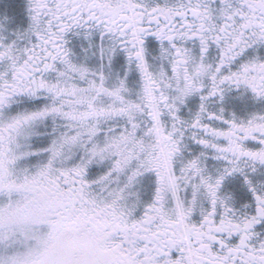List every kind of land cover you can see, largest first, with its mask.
<instances>
[{"label":"snow or ice","instance_id":"obj_1","mask_svg":"<svg viewBox=\"0 0 264 264\" xmlns=\"http://www.w3.org/2000/svg\"><path fill=\"white\" fill-rule=\"evenodd\" d=\"M0 264H264V0H0Z\"/></svg>","mask_w":264,"mask_h":264}]
</instances>
